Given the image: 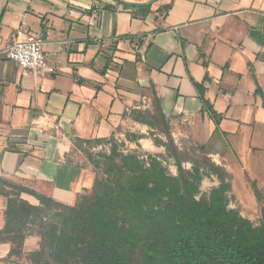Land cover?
<instances>
[{"label":"crops","instance_id":"obj_1","mask_svg":"<svg viewBox=\"0 0 264 264\" xmlns=\"http://www.w3.org/2000/svg\"><path fill=\"white\" fill-rule=\"evenodd\" d=\"M22 23L44 38L48 67L0 58V189L74 205L95 175L73 161L76 139L145 132L131 112L154 110L155 96L168 122L222 159L264 132V0H0L2 48ZM7 205L0 190V231ZM39 241L28 235L10 256L0 237V264H31Z\"/></svg>","mask_w":264,"mask_h":264},{"label":"trees","instance_id":"obj_2","mask_svg":"<svg viewBox=\"0 0 264 264\" xmlns=\"http://www.w3.org/2000/svg\"><path fill=\"white\" fill-rule=\"evenodd\" d=\"M151 5H136V14L146 16ZM154 102V110L134 109L131 115L164 133L167 140L155 141L176 160L178 173L169 172L158 155L128 150L115 135L76 139L98 171L74 205L2 182L8 205L0 237L12 243L10 256L24 254L30 228L40 237L39 248L26 254L31 264H264V203L254 222L230 207L232 184L224 167L208 157L184 167L189 157L168 132L157 96ZM126 137L138 143L144 135ZM98 145L108 149L95 158L92 147ZM211 175L219 185L201 194L202 181ZM22 192L40 204L21 198Z\"/></svg>","mask_w":264,"mask_h":264},{"label":"rangeland","instance_id":"obj_3","mask_svg":"<svg viewBox=\"0 0 264 264\" xmlns=\"http://www.w3.org/2000/svg\"><path fill=\"white\" fill-rule=\"evenodd\" d=\"M168 132L174 139L175 145H177L186 156L188 160L183 162L184 167L191 168L193 159L208 157L212 162L219 166H222L230 175L232 184L230 197V207L238 208L245 217L250 218L254 222H259L261 218V209L264 203V169H262V161H257L262 155L258 152L264 151V132L261 133V137L254 139V146L251 145L247 152H225L223 159L216 155H212L206 147L195 141L189 134L188 125L186 126L181 121L171 123L168 122ZM134 131L138 135H144L145 138L139 140L138 143L135 141H129L126 137V133L123 136L118 137L119 139H125L128 150H138L143 154L158 155L163 164L168 168L172 174H177L178 169L176 160L170 158L167 155V150L164 146L158 145L155 141L156 137L167 140L163 132L159 130H153L150 126L149 129ZM132 133V132H131ZM153 143V144H151ZM252 143V141H251ZM108 146V145H107ZM84 147H87L84 145ZM105 146L98 145L93 148L94 156L97 158V153L103 150ZM104 149H108L105 147ZM73 161L78 163L80 166L85 167L90 172H97L94 163H92L88 155L81 150L73 155ZM255 174V179L253 175ZM220 179L217 175H211L205 177L201 184V194L208 193L211 188L219 185ZM259 195H257V192ZM255 194L257 200L253 199L252 196ZM33 229H27L29 235L37 236ZM38 237V236H37ZM40 238V237H39ZM135 264H141L139 261H135Z\"/></svg>","mask_w":264,"mask_h":264},{"label":"built area","instance_id":"obj_4","mask_svg":"<svg viewBox=\"0 0 264 264\" xmlns=\"http://www.w3.org/2000/svg\"><path fill=\"white\" fill-rule=\"evenodd\" d=\"M45 40L22 23L12 34L10 44L0 46V58L19 64L24 70H31L41 74L48 67V60L44 49Z\"/></svg>","mask_w":264,"mask_h":264}]
</instances>
